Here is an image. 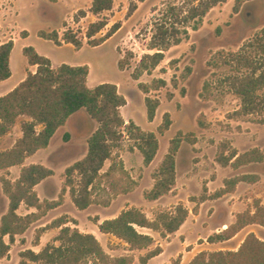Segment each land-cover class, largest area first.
Instances as JSON below:
<instances>
[{
    "label": "trees",
    "instance_id": "16d2710c",
    "mask_svg": "<svg viewBox=\"0 0 264 264\" xmlns=\"http://www.w3.org/2000/svg\"><path fill=\"white\" fill-rule=\"evenodd\" d=\"M143 2L145 0H139ZM197 1V4L195 2ZM227 0H188L184 9L168 6L156 19L154 32L150 38L148 49L155 50L152 54L141 57L134 79L143 73L155 69L164 59V52L171 46L178 45L188 37V28L197 30L206 13ZM251 0H234L233 11ZM112 0H91L89 11L97 17V21L88 25L85 38L87 43L98 46L108 39L119 27L115 24L106 33L104 39H94L106 25V19L99 18L104 12L112 9ZM135 6H132L133 9ZM80 15L84 12L79 11ZM39 36L50 40L56 45L62 42L71 44L76 50L83 46L77 33L67 29L61 36L58 32L40 31ZM13 41L0 44V81L11 76L10 56ZM22 53L29 65L36 66L34 73L28 71L26 77L9 93L0 96V136L11 131L20 116L28 120L20 123L22 136L16 140L12 148L0 151V184L2 193L8 200V208L0 218V260L6 257L16 236L23 235L32 224L40 220L49 210L63 203L68 193L76 209L83 211L92 205L107 207L119 195H127L134 191L137 182L131 177L124 166L123 160L115 152L121 149V142L126 135L134 141V147L142 156L143 164L149 165L155 158L158 147V134L163 135L169 130L172 121L169 113H165L157 133L143 131L133 121H124L121 108L126 104L117 86L112 83H101L94 87L87 86L89 68L87 65L61 64L52 67L49 58L39 54L32 46H26ZM223 65H229L231 72L227 73L219 83L226 85L240 101V107L235 116H247L264 113V29H261L250 41L243 44L237 52L220 56ZM216 65V63H213ZM119 67H122L121 61ZM187 75L191 69H186ZM154 89L165 85V80H155ZM143 93L150 91L151 86L139 83ZM211 84L204 82L202 94H209ZM146 116L153 121L159 106L157 99L145 98ZM80 110L97 124L94 132L87 139V152L79 160L67 166L63 172V183L57 200L40 199L35 186L52 176L51 169L40 165H24L27 157L48 147L55 132L66 124L68 119ZM199 128H205L200 117L197 119ZM264 123V122H263ZM197 141L193 134L178 131L169 141L167 153L153 174L154 184L145 193V198L154 201L168 194L175 185L176 156L183 142L193 145ZM110 164L105 168V163ZM215 161L236 168L251 163H262L264 151L252 148L244 153H238L229 140L217 146ZM19 166L20 173L16 180L6 177L9 168ZM259 180L255 174H245L224 180V187L215 191L211 197L218 198L232 193L239 182L254 184ZM101 187L106 194L100 198L95 190ZM205 197H201V202ZM24 204L27 208L36 209L35 213L19 215L17 210ZM197 214L198 208H193ZM189 215V209L181 203L157 212L153 219L138 208L121 210L111 219H105L96 224L100 233L109 234L123 241L130 250H147L154 244V238L149 233L139 229L157 232L161 237L173 234L179 230ZM69 223L77 225L73 218L62 215L50 224L35 231L34 242L37 243L41 234L51 228H59L55 237L58 245L47 244L38 253L32 250L20 252L18 264H83L90 260L91 264H134L132 255L111 256L105 252L97 238L91 233H81L72 228ZM249 225L264 227V205L255 200L252 209H246L235 215L233 223L221 232L209 236V242H224L233 238L238 232ZM8 238L6 242L4 239ZM162 249L156 246L138 258L139 264L148 262L160 255ZM188 264H264V240L253 232L248 233L238 249L201 251Z\"/></svg>",
    "mask_w": 264,
    "mask_h": 264
},
{
    "label": "rangeland",
    "instance_id": "374dc122",
    "mask_svg": "<svg viewBox=\"0 0 264 264\" xmlns=\"http://www.w3.org/2000/svg\"><path fill=\"white\" fill-rule=\"evenodd\" d=\"M112 1V9L99 17L106 19L107 25L94 36V39H104L106 33L115 24H118L119 27L107 42H102L103 44L100 43L99 46L94 47L89 45L85 38L88 25L97 21V17L89 11L91 0H0V44L10 40L13 43L16 42L12 52L15 64V67L12 68L15 77L23 71V61L26 62L22 53L24 41L21 38L30 35L26 41L28 46L38 47L40 54L47 58L50 57L54 63L63 61L70 65H88L90 67L89 87L101 83H118L119 93L124 95L128 101V104L122 109L123 117L132 120L142 130L157 133L164 114L169 113L172 124L163 136L158 137L160 147L157 159L163 158L169 141L178 131L193 134L198 138L199 157L196 161H199L200 168L206 171L205 176L213 171L217 146L228 140L230 135L236 136V145L243 152L250 147L262 148L264 151V113L247 116L233 115L240 107V101L228 90L226 85L219 83V80L231 72L229 65L222 64L220 56L239 51L244 43L250 41L261 29H264V0H251L243 5L237 13L233 11L234 0L217 4L202 18L197 30L188 28V37L165 51L161 63L149 73L143 72L138 79H134L133 75L136 73L141 57L155 52V50L148 49V44L154 32L156 19L168 6L184 7L185 9L188 6V0ZM132 6L135 7L129 11ZM79 11L84 12V15H80ZM67 29L77 33L78 37L82 39L84 47L81 50L77 51L68 46L57 47L39 36L40 31L47 33L56 31L61 36ZM120 61L121 68L119 67ZM188 67L191 69L189 75L186 73ZM158 79L165 80V85L154 89L157 84L155 80ZM204 82L211 84L209 94H202ZM139 83L151 86L150 91L143 93L138 86ZM146 97L159 101L155 117L151 122L146 116ZM21 117L23 116H20L16 123L25 120ZM198 117L204 122L205 128H199ZM92 126L93 123L84 130L80 122L73 120L66 129L62 128L52 139L50 155L41 152L34 161L41 160L42 165L57 171L56 180L63 183L65 168L82 156L84 135ZM12 128L10 132H13ZM63 130H70L72 137L64 141ZM7 147L6 142H0V151ZM133 147L134 141L124 135L121 149L115 152L125 158L128 172L140 187L129 196L115 201L112 209L120 212L135 207L143 211L149 219H153L157 212L181 203L192 214L182 229L166 237H161L157 232L139 229L141 232L151 234L154 238V244L147 250L132 251L127 244L114 236L103 237L97 233L98 235L96 234L95 237L106 253L114 257L132 255L135 258L134 264H139L140 256L145 255L148 250L160 246L162 253L150 260L148 264H188L201 251L238 249L246 232H253L258 238L264 240V227L251 225L233 241L209 242L207 238L217 234L216 231L208 233L209 229L215 227L225 204L222 201L214 203V199L208 197L205 191L193 195L190 190L182 191L180 183L179 195L176 196L173 191L164 200L156 202L147 200L145 193L150 190L151 180L154 181L153 174L157 171L160 163L150 168L144 166L138 150H131ZM52 152L54 155H51ZM109 164L110 162L107 161L105 168ZM190 167L189 152L182 150L178 169H189ZM262 170H264V166H262ZM203 184L204 182H202ZM261 184L255 189L239 191L236 201L241 202L244 210L252 209L255 200H260L264 205V183ZM192 185L196 187L195 184ZM95 193L100 198L106 196L101 187H97ZM201 197H205L202 201L205 204L202 207L201 215L194 218L193 215H197L198 212L194 214L192 209L196 207L199 210ZM3 200L5 198L0 187V213L3 208ZM233 201L234 199H231L228 203ZM72 210H75L74 207ZM235 211L236 208H232L229 213L226 212V215H234ZM214 212L216 213L214 214ZM219 213L220 215H218ZM94 214V211H89V213H77L76 211L79 220L76 222L80 226L78 228L80 232L94 230V225H97L96 219L99 218ZM69 225L72 228H77L73 223H69ZM55 237H50L47 244H55ZM198 237L199 239H197ZM185 241L189 245H183ZM33 242L34 235L31 244H34ZM16 253L20 254L19 251ZM19 261V256L16 258L15 255L9 264H18ZM83 264H91V261L86 260Z\"/></svg>",
    "mask_w": 264,
    "mask_h": 264
},
{
    "label": "crops",
    "instance_id": "0c3cea01",
    "mask_svg": "<svg viewBox=\"0 0 264 264\" xmlns=\"http://www.w3.org/2000/svg\"><path fill=\"white\" fill-rule=\"evenodd\" d=\"M29 36L30 35H28V36H26L24 38H21V40L24 41V42L22 41L23 42L22 49L29 45L28 43H26V41L29 39ZM43 40H45V39H43ZM108 40L109 39H107L103 43L107 42ZM45 41H47L49 43H52L53 45H55L57 47L68 46V47L74 48L71 44H66V43H63V42H62L61 45H56L50 40H45ZM15 45H16V42H14V47H15ZM14 47H13V49H14ZM83 47L84 46H82V48ZM94 47H96V46H94ZM35 49H36L37 52H39V54L41 53L38 50V47L35 46ZM81 49H79V50H81ZM12 52H13V50H12ZM12 52H11L10 62H9L10 63V69H11V76L8 79H6V80L0 81V96L6 95L11 90H13L26 77V74H27L28 71L34 73L35 70H36V66L29 65L27 61L26 62L23 61V63H24L23 71H21V73H18V75H16V77H15L14 69L12 68L13 66L15 67V64H14V61H13ZM44 55H46V54H44ZM49 59L51 61L52 67H57V66H59L61 64H67V63H65L63 61H59L58 63H54L50 57H49ZM68 65H70V64H68ZM71 65L77 66L79 64H71ZM88 68H89V73H88V77H87V86L89 87L90 67L88 66ZM115 85L117 86V89L119 90L118 83H116ZM125 100H126V104L120 110L121 111V115H122V109L125 108V106L128 104L127 98H125ZM122 117H123V115H122ZM21 119L27 120V118L25 116L21 117ZM123 119H124V121L126 123L128 121H132V120H128V119H126L124 117H123ZM73 120H76V122H80V125L82 126V128L84 130L87 129L86 127L88 125L93 123L92 128L90 130L88 129V132L86 131L87 133L84 135V146H83L82 156L79 158V159H81L87 152V139L89 138V136L94 132V130L97 127V124L86 114V112L84 110H80L77 113H75L74 115H72L68 119L66 124L64 126L60 127L55 132V134L53 135V137L50 140V143H49L48 147L45 148V149L39 150L35 154L27 157L25 159V161H24V165H30V164H40V165H42L41 164V162H42L41 160L34 161L35 157L41 152H45L48 155H50V152L52 151V139L57 135V133H59V131L62 128L66 129L68 124H70ZM12 131L14 133L10 132V133H8V134H6L4 136H0V142H2V141L6 142V144L8 145L7 149H4V150H8V149L12 148V146L14 145L16 140L19 139L22 136V132H21V128H20V123L19 122H17L14 125V127L12 128ZM63 132H64L63 133L64 141L67 140L69 137H72L71 136L72 133L70 132V130L69 131L68 130H66V131L63 130ZM13 134H15V135H13ZM163 135H158V137H161ZM196 139H198V138H196ZM227 139L230 141L231 146L238 151V153H244L236 145V142H237L236 136L230 135ZM249 142H251V141L249 140ZM197 144H198V141H196V143L193 144V145H189V144H187L185 142L182 143V145L180 147V150L178 151L177 156H176V180H175V185L172 187L171 191L168 194L163 195L159 199L154 200L152 202L161 201V200L166 199V197L171 195L173 193V191H175L176 196H177V195L180 194V189H182V191H184V192L190 190V192L193 195H198L202 191H205L208 197L214 199V201H213L214 203H217V201H222V203L225 204V206H223V208H222V210L220 212L221 216H219V218L217 219V221L215 223V227L209 229V232H208V233H213L214 231H216L217 233H219L222 230H224L229 224L233 223V221H234L233 219H235V214L244 211L243 205L240 204L241 202H237L236 201L237 200L236 197H237L239 191L241 189H255L256 187L260 186L261 183H264V170L261 171L262 166H264V161L262 163H251V164H247V165H241V166H238L236 168L232 167L231 164H229L227 166H222V165H220V164H218L216 162L215 166L213 168V171L208 176H205L206 171L203 170V168H200L199 161H196L197 158L199 157V149H198ZM159 147H160V143H159ZM159 147H158V150H157V153H156V156H155L154 160L149 165H147V166L144 165L143 164V160H142V164L144 166L150 168V167H152L154 165H157L158 163L162 162L165 154L167 153V150H166V153L163 155V158L161 157V159L160 158L157 159ZM252 148H254V147H250L249 149H252ZM259 149L263 150L262 148H259ZM182 150H187L189 152V155H190V158H191V167L189 169H182V170L178 169L180 153L182 152ZM248 150H246V151H248ZM53 152H52L51 155H54ZM139 156H141L140 153H139ZM120 158L123 160L124 166L126 168L125 158L122 155H120ZM197 168H198V170H196ZM52 171L54 173L52 176L44 179L38 185L35 186V191H36L37 196L40 199V201H43V200L53 201V200H57L58 199L60 190L62 188V182L60 180H58V182H57V180H56L57 171H55V170H52ZM19 173H20V167L19 166H14V167H11V168L8 169L6 177L8 179H10L11 181H14V180H16L18 178ZM0 174L2 175L3 173L0 172ZM245 174H255V175L258 176L259 180L256 183H254V184H248V183H245V182H239L236 185V188H235V190L232 193H227V194H225V195H223L221 197H218V198L211 197V195L215 191H217L220 188L224 187V180L225 179H230V178H233V177H236V176H240V175H245ZM202 182H204L203 185H202ZM180 183H181V187L179 189V184ZM150 184H151V188H152V186L154 184V181L152 182V180H151ZM192 184H195L196 187H194ZM189 186H191V187H189ZM0 187H1V184H0ZM139 187L140 186H138V183H137L136 188L130 194L134 193ZM195 190H196V192H193ZM1 192H2V189H1ZM130 194L119 195L118 197L113 199L112 202L110 203V205L107 206V207H103V206H99V205H92V206L88 207L87 209H85L83 211H80V210L76 209V207L73 205V203L71 202L70 197H69V195L67 193L64 196L63 203L60 206H58V207H56V208H54L52 210H49L46 213V215H44L40 220H38L36 223L32 224V226L23 235L15 237V241H14V243L11 244L10 251H9L8 255L0 260V264H9L14 259L15 255H16V258H18L19 255H17L16 251H19V253H20V252H23L25 250H32L35 253H38L41 249H43L47 245V243L49 242L48 239L50 237H55V236L58 235L59 228H51V229L45 230L41 234L38 242L37 243L33 242L34 244H31L32 239H33V235H35V231L37 229L45 227L46 225L50 224L54 219H56V218H58V217H60L62 215H65V216H68V217H71V218L75 219L76 221H79L78 217L76 215V211H77V213L78 212L89 213V211H94L95 212L94 215L99 216L98 222L100 223L101 221H103L105 219H111V218L116 217L119 214V212H117V210H115V209H112L115 201H117V200H119L121 198H125L126 196H129ZM3 196H4V194H3ZM4 198H5V200H3V208H2V211L0 213V218H1V216L3 214L6 213L7 208H8V200H7V198L5 196H4ZM231 199H234V201L229 204L228 202ZM204 204H205V202H201L200 208L198 210V214L197 215H193L194 218L199 217L201 215L202 207H203ZM65 206H66V208H64ZM72 207H74L75 210H72ZM232 208H236L235 214L234 215H226V212L228 211V213H229L230 209H232ZM35 212H36V209L27 208L24 204H21L19 209L17 210V213L19 215H26V214L35 213ZM215 213L216 212H214V214ZM220 213L218 215H220ZM191 214L192 213L189 211V215H188L186 221L182 224V226L179 229H182L184 227V225L190 219ZM87 215H89V214H87ZM249 226H251V225H249ZM249 226H247V227H249ZM76 227L78 229L80 226L76 225ZM247 227L242 229L233 238H231L230 240H227V241L235 240V238L238 237L241 233H243V231ZM177 232H175V233H177ZM84 233H91L94 236L97 233H99L103 237L111 236L109 234L100 233L99 230H98L97 225H94V230H90V232L87 231V232H84ZM247 233L248 232H246L245 235H247ZM208 235H211V234H208ZM197 239H199V237ZM4 240L7 242L8 238L5 237ZM54 243H55V245H58L56 241ZM183 245H189V243L187 241H185V242H183ZM19 258H20V256H19ZM154 258H152V259H154Z\"/></svg>",
    "mask_w": 264,
    "mask_h": 264
}]
</instances>
